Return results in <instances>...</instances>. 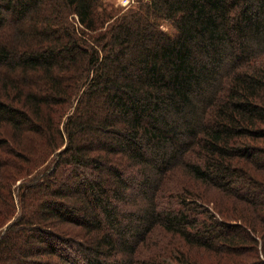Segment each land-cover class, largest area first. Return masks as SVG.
I'll return each instance as SVG.
<instances>
[{"label": "trees", "instance_id": "16d2710c", "mask_svg": "<svg viewBox=\"0 0 264 264\" xmlns=\"http://www.w3.org/2000/svg\"><path fill=\"white\" fill-rule=\"evenodd\" d=\"M262 172L264 0H0V264H196L248 242L264 264L253 220L195 203L211 187L264 210Z\"/></svg>", "mask_w": 264, "mask_h": 264}, {"label": "rangeland", "instance_id": "374dc122", "mask_svg": "<svg viewBox=\"0 0 264 264\" xmlns=\"http://www.w3.org/2000/svg\"><path fill=\"white\" fill-rule=\"evenodd\" d=\"M108 2H110L111 4H113L115 7H120L122 9V11H124L126 8H129L132 4H133V0H106ZM161 29L165 30V31H169L170 32V28L168 25H166L165 23L161 24ZM4 157H6L8 159V154L3 155ZM3 157V158H4ZM12 158V157H11ZM13 159V158H12ZM50 159L52 160V157H50ZM9 160V159H8ZM54 162H52L51 164H47L48 168L52 171H55V164L53 165ZM9 165L6 167L5 170H7V173L11 172L9 168ZM46 166V165H45ZM50 166H52V168H50ZM61 166H58V168L56 169L57 173L61 172ZM41 170H43V167L41 168ZM39 170V171H41ZM39 171H34L29 175H26L23 179H18L16 182H13V184L10 187V193L12 192V199L15 202V213L14 216L16 217L19 214V206L18 203L15 201L16 200V185L19 182H23V181H29L32 177H40V172ZM62 174V172H61ZM256 179L260 182V183H264V172L262 173H258L256 175ZM9 182L11 181H7L6 187L8 186ZM173 187V186H172ZM176 187V186H175ZM202 188V187H201ZM203 191L212 194L215 193L214 196H211L207 201H203L202 199H198L195 200L197 206L201 207L202 209H206L207 212L209 214H211L213 216L214 219L220 220V221H225L231 225H247L249 226L247 223L242 222L240 220H238V216L239 214L241 215V217H243V219L245 220H249L252 221L253 220V224H250L252 230H254V227L256 228V231L254 232L255 235L261 236V231H264L262 225L260 224H255L256 220H261L260 222L264 221V210L261 208H257V207H252V206H248L247 204H244L243 202H238L236 200H234L233 198H231V196H229L228 194H224L216 189H211V187H203L202 188ZM254 195H256L257 199H259V201L263 202L264 201V188L263 190H258L256 192H253ZM253 193H251V195H253ZM189 200H192V197L188 198ZM193 203V202H192ZM178 204H172L171 207L172 209H178ZM159 207L160 210L163 209H167L170 207V205L168 204V202L165 200V196H163L162 198L160 197L159 199ZM199 207H195V209L191 212V213H195L196 216L199 217V219H205V216L203 214V211L200 210ZM216 208H221L224 211V214H220ZM255 222V223H254ZM4 228V227H3ZM262 228V229H261ZM261 229V231H260ZM258 230V231H257ZM72 231V235L73 238L75 239V241H79L78 237L79 234ZM263 234V233H262ZM238 235H241L243 238L244 236L240 233ZM264 235V234H263ZM163 235H158L157 233H155L154 235V239H157V241H159L160 238H162ZM157 237V238H156ZM165 237V235H164ZM18 238V239H17ZM16 238V245L18 247H21V245L23 244V237L22 236H18ZM168 238H170L168 236ZM241 238V237H239ZM176 246L181 247L182 246V242L180 241V239H176ZM218 245V247H216ZM215 246V250L214 252H219V251H224L225 247L224 245H227L226 243H219ZM238 248L235 249L236 251L233 252H229V253H223L221 252L220 254L216 255L214 253H205V251H203L202 249H199L198 247H192V250H189V254L190 255H196L197 259H196V264H224V262H218V261H225V260H231L232 263L234 262V264H238V263H246V264H257V261H259V258L257 259V256L255 255L254 252V245L251 242L248 243H242L241 245L238 244L237 245ZM75 246L71 245V244H63V246H59L58 250L61 251V249L63 250L62 252L64 254H67V256H71V254L74 252V248ZM222 247V248H221ZM224 247V248H223ZM264 247V245H263ZM228 249V248H226ZM185 250V249H184ZM212 252V251H211ZM139 257L142 258V256H140V252H139ZM236 262V263H235ZM254 262V263H253ZM37 263V262H36ZM35 263V264H36ZM38 264H62V262H60L59 259H57L56 257L54 258H48V257H42L41 261L38 262Z\"/></svg>", "mask_w": 264, "mask_h": 264}]
</instances>
